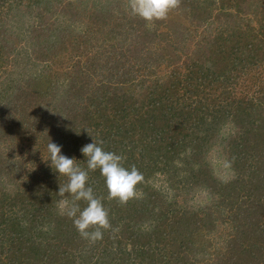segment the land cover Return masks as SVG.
<instances>
[{
  "label": "trees",
  "instance_id": "16d2710c",
  "mask_svg": "<svg viewBox=\"0 0 264 264\" xmlns=\"http://www.w3.org/2000/svg\"><path fill=\"white\" fill-rule=\"evenodd\" d=\"M219 2L220 7L232 8L218 13L225 17L227 32L219 27L215 35L203 36L195 52L203 59L191 61L188 73L181 77L176 69L165 75L168 83L158 74L161 66L166 69L180 60L173 45L188 41L187 33L175 36L181 28L179 22L178 27L163 32L166 43L157 54L147 50L145 54V49L138 47L136 55L127 61L115 60L112 70L101 78L85 77L82 71L81 79L70 75L63 87V109L56 108V115L51 114L49 129L53 134L48 128L33 131V121L40 120L41 112L48 108L43 102L48 93L42 94L45 88L37 86L41 79H33V85L19 81L15 87L8 79L0 82L6 86L0 87L2 99L13 86L19 95L27 98L31 93L37 101L31 103L28 114L24 112L29 106L19 109L13 105L14 112L21 111L20 118L7 104L0 109V264H264V225L260 224L264 216V80L259 76L264 63V0ZM90 3L94 6L89 7ZM110 7L96 8L92 0H0V71L12 67L18 49L25 46L22 42L33 48L28 55L33 63L45 58L46 50L55 51L60 40L55 34L57 27L53 28L50 21L54 19L59 26V18L66 14L81 16L88 29L108 38L104 45L110 49H106L104 59L109 64L117 47L111 44L115 31L102 30L112 24L114 12ZM251 7L255 13L248 12ZM205 11L198 0H179L175 23L183 15L207 20L211 14ZM142 28L146 34L147 29ZM149 43H155L154 37ZM95 62L93 70L97 69ZM242 75L257 91L255 95L263 97L232 100L236 104L233 108L232 104L217 105L219 97L229 95L230 86ZM216 89L220 90L219 97L213 94ZM28 119L31 129L18 132ZM8 120L20 124L9 126ZM228 123L233 132L223 136ZM51 135V142L62 146V154L75 158L82 168L87 165L80 149L93 139L102 140L105 150L122 155L126 168L135 166L143 174L136 186L137 197L121 204L107 199L99 170L89 172L88 183L104 198L112 225L94 243L82 238L72 219L58 212V188L67 183V177L58 175L45 162ZM19 137H24L22 141L33 151L28 164L33 167L36 161H43L25 176L16 152L24 144L17 142ZM6 143L13 149L7 151ZM216 147L231 164L232 180L222 181L213 172L208 153ZM36 171L42 173L38 178ZM156 174L167 180L171 197L149 184ZM195 188L207 191L213 201L188 213L174 198L182 190ZM239 191L244 193L239 196ZM227 206L230 215L235 208V217L230 218L233 237L224 247L227 251L222 254L218 250L213 259L205 253L207 244L211 245V240L206 242L205 231L213 232L218 224L211 210H217L219 216ZM248 237L253 239L244 245L242 241ZM215 240L220 243L219 238Z\"/></svg>",
  "mask_w": 264,
  "mask_h": 264
},
{
  "label": "rangeland",
  "instance_id": "374dc122",
  "mask_svg": "<svg viewBox=\"0 0 264 264\" xmlns=\"http://www.w3.org/2000/svg\"><path fill=\"white\" fill-rule=\"evenodd\" d=\"M96 3V8H101L102 5H107L111 6V10L113 13L114 18L110 20L112 23L111 26L109 25L108 27L102 28V30L106 29H112L114 34H116L115 39H112L111 44L113 45L114 43L116 44V48H114V53L112 55V59H110L109 64H106V61L104 59V53H106V49H110L108 47L109 45L105 44L104 41L107 39H104L106 36L101 34V33H93V30L88 29V26L85 24L86 19H82V17H78L79 15H75L70 17L68 14H66V17H60L59 18V26H57L54 22V19L51 20L50 22H53V28L57 27L55 30V34L58 35L59 40L55 47V51L50 52L49 50H46V55L45 58L41 57L39 61H35L33 63L31 58L28 55H32L33 48L29 43L22 42L21 44L25 45L23 47H20L18 50L19 52L15 54L14 62H12V67L9 69V67L1 69L2 72L0 71V82H4L5 79H8L10 84L11 82L14 83V87L17 86L19 81L22 82H29L30 84H34L33 79H41L42 85L39 86V82H37V86L39 89H43L42 94H47L48 97L43 100L45 103L44 106H47V110H44L41 112V119L40 120H34L33 122H36L35 128L33 131L44 128L51 127L52 125V116L56 115V108L59 110L63 109L62 105L64 104L63 100H65L63 94L65 91H63L66 88V85L69 83V77L70 75H78L79 78H83V74L85 77H88L91 75L93 79H96L100 77L101 75L104 76V74H107V71H111L113 67V63L115 60H119L123 58V60L127 61L129 57L132 55H136V51L138 50V47H143L145 49V54L146 50L147 52H152L154 54H157V52H160L162 46H165L166 40L163 39V32L166 30H173L175 27L179 26V22L181 24V28L179 31L176 30L175 36L182 37L183 34L187 33L188 35V43L183 42V43H177L178 46L173 45V47H176V54L177 56L180 57V60L177 62H172L168 67L161 66V70L158 72L159 76H165L168 75L170 72L174 70H178L181 77L183 74L188 73L186 68L189 67V64H192L191 61H198L200 59H203L202 56H198L199 54H195L197 49V45L199 41L201 43L203 42V36L205 38H208L211 35L216 34V30L220 27L221 31L225 34L227 32L226 25L223 26L224 22V16H218V13L220 12H227L230 11L228 5L226 7H220V2L219 0H206V2L203 3L204 0H198V3L203 5L206 9L205 12H210L209 18L207 20L202 19V18H192L182 16L177 23H175V9L171 10L168 14V16L163 19V20H158L153 23L152 26H147L146 22L139 17L132 16L130 12L128 11L127 8V0H92ZM93 3V2H92ZM203 3V4H202ZM94 4H89V7ZM254 6V5H253ZM252 6V7H253ZM248 11L249 13L253 12L255 13L256 10L253 9V7ZM78 11V10H75ZM204 11V10H202ZM201 11V12H202ZM220 11V12H219ZM71 12V11H70ZM70 12H68L70 14ZM71 15V14H70ZM77 16V17H76ZM205 16V15H204ZM79 18L80 20L76 19ZM192 18V19H191ZM216 18H221V19H216ZM131 20V22H129ZM83 22V23H82ZM256 22V21H255ZM144 24V25H143ZM255 27H257V24L254 23ZM144 26L147 29L148 35L145 34L144 29L142 28ZM223 27V28H222ZM173 28V29H172ZM187 29V30H186ZM220 31V30H219ZM53 34V32H52ZM143 34V35H141ZM157 35V36H156ZM186 35V34H185ZM155 40V43H149V41ZM185 39V37H183ZM201 46V45H200ZM133 50V52H132ZM156 51V52H155ZM116 54V55H115ZM144 54V55H145ZM115 58V59H114ZM166 59H168L166 57ZM171 59H169L170 61ZM45 61V62H44ZM92 61H96V66L97 69L93 70L94 68L91 67L93 66ZM39 62V63H37ZM99 64V65H97ZM130 64H128L129 66ZM178 67V68H177ZM82 71V72H81ZM121 72V69L119 70ZM259 71L261 74H259L260 78L264 80V63L261 65L259 68ZM9 72V74H8ZM81 73V74H80ZM44 77V78H43ZM101 78V77H100ZM165 79V83H168L167 77H162ZM32 79V80H29ZM253 81V80H252ZM171 83V82H169ZM251 83L247 80V76H241L237 83L233 84L230 86L229 90V95H224L222 97H219L220 90H215L213 94L215 96L219 97V100H217L216 104L220 106H226L232 104V108L236 106L235 103H231L232 100L236 101H247L248 99H258L260 96L263 97L262 95H255L257 92L256 90H252L251 88ZM25 85V84H24ZM49 86L50 88H46V86ZM168 85V84H167ZM5 86L4 84L0 85V87ZM170 86V85H169ZM258 87L259 84H257ZM6 87V86H5ZM7 88L6 90V95L3 97L0 96V109L5 107L6 104L7 106H10L12 113L16 115V117L20 118V112H14L13 110V105H17V107H24L27 109V106L30 108L27 109L24 113L28 114L31 109H32V104H37V101L34 100V94L31 93H25L28 95L27 98L22 95H19L15 89ZM173 87L170 86V92ZM256 91V92H255ZM182 93H184V89L182 90ZM225 96H228L227 98ZM69 97V96H68ZM66 97V99H68ZM185 98H187L186 95H184ZM28 99V100H27ZM226 99V101H224ZM230 101V103H229ZM52 102V103H51ZM30 104V105H29ZM67 104V102H66ZM231 108V107H230ZM231 108V110H232ZM264 111V110H263ZM38 112V109L36 110ZM59 113V112H58ZM37 116V115H36ZM30 119L24 120L23 121V128L19 129L18 132H28L26 128H30L32 121L29 122ZM10 125H15V124H20V123H15L11 124V120H8ZM48 122V123H46ZM46 123V124H45ZM7 126V127H9ZM17 129V128H16ZM224 135L223 136H229L233 132V126L232 124L228 123L224 127ZM50 131V129H49ZM54 132V130H53ZM48 133V131L46 132ZM50 134H53L50 131ZM22 136V135H21ZM20 136V137H21ZM17 139L18 141L25 140L21 138ZM43 138V137H42ZM41 138V139H42ZM54 137L51 135V141H53ZM50 140H47L49 143ZM6 141H9L8 139ZM24 142V141H22ZM8 143H6L7 151L12 150L13 148L10 147L8 148ZM22 148H17L16 152L18 155V158L20 160L19 167H21L22 170V175L28 174L30 171H34L35 166L38 168L41 166L40 164L43 163V161L35 162V166H31L29 163L30 156L33 154V151L28 148V142L22 143ZM43 153V152H42ZM46 153V152H45ZM44 153V157H45ZM35 156V155H34ZM41 156V157H43ZM208 157L210 159V164L212 165L213 172L215 173V176H217L219 179L222 181H228L232 180L234 177V173L232 168L230 169H225L223 167L224 163L226 162L224 158V154L221 152V148L216 147L213 148L212 150L209 151ZM46 159V157H45ZM42 159V160H45ZM17 161V158H14V162ZM48 161V160H47ZM45 161V162H47ZM47 166H50V164H47ZM37 170V169H36ZM32 171V172H33ZM42 175L40 171L35 172V176L38 178ZM228 176L229 178L227 180L224 179L225 176ZM150 185H152L154 188H156L159 192H161L163 195L171 197L172 196V191L168 189V183L167 180L164 179L161 175H154L152 179L149 180ZM166 192V193H165ZM240 192V191H239ZM168 193V195H167ZM176 193V192H174ZM244 192L241 191L239 193V196H241ZM176 197L174 200L178 201V205L181 206L180 208L182 210H186L194 212L197 211L199 207L202 208V206L207 205L210 206L212 204L213 198L210 196V194L202 189L195 188L194 190H189V191H184L182 190V193H176ZM228 202V201H226ZM225 202V203H226ZM228 205V204H227ZM244 205H249L247 202L244 203ZM235 206V204H234ZM235 209V208H234ZM232 208V214L230 215L229 213V207L227 206L221 213V215L217 216V210L215 212L214 209L211 211L214 213L216 219L217 226H214V230L211 233L208 234V231H205V235L207 234V239L206 242L209 241L210 244L208 247L205 248V253L209 252L211 254V257L215 259L217 256H215L218 250L223 254L224 251H227L225 245L227 246V243H229L230 240H232L233 237V229L231 228V219L234 218V213L235 210ZM227 221V223H222L221 221ZM261 226L264 225V216L260 218ZM228 226V228H227ZM215 238H219V242L221 243H216ZM253 239V237H251ZM250 237L244 238L245 240L242 241V243L245 245L247 241L251 240ZM223 244V245H222ZM210 257V256H207ZM205 255V258H207ZM217 260V259H216Z\"/></svg>",
  "mask_w": 264,
  "mask_h": 264
},
{
  "label": "clouds",
  "instance_id": "9594fccd",
  "mask_svg": "<svg viewBox=\"0 0 264 264\" xmlns=\"http://www.w3.org/2000/svg\"><path fill=\"white\" fill-rule=\"evenodd\" d=\"M179 0H127V8L132 16L139 17L152 26L155 21L165 19L169 12L176 9ZM102 140L88 143L80 149L86 158V168L76 164L75 158L62 154L61 145L51 140L48 143L50 167L58 175L67 177V183L58 188V212L72 219L79 235L95 242L103 238L105 230L112 227L109 209L104 205V198L98 196L88 183L89 172L99 170L104 179L108 200H117L121 204L137 197V184L143 180V174L135 166L126 168L124 157L103 147ZM223 167L230 169V162ZM229 177H224L227 180Z\"/></svg>",
  "mask_w": 264,
  "mask_h": 264
}]
</instances>
